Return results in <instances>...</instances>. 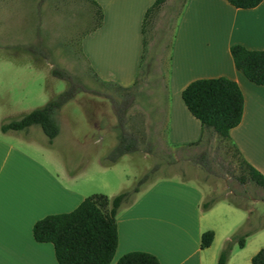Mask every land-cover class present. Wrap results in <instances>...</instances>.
Listing matches in <instances>:
<instances>
[{
	"label": "crops",
	"instance_id": "crops-1",
	"mask_svg": "<svg viewBox=\"0 0 264 264\" xmlns=\"http://www.w3.org/2000/svg\"><path fill=\"white\" fill-rule=\"evenodd\" d=\"M88 1L93 8H102L103 17L98 15L94 27L81 34L82 54L102 81L125 89L134 87L144 66H153L144 46V20L156 0ZM15 5L12 21L7 18L4 22L2 33L9 42L0 43L4 54L0 70L25 66L40 72L49 67L50 77H55L52 63L46 61V36L33 39V13L36 19L41 14L38 0H21ZM234 44L264 49V1L243 9L227 0H184L168 58L167 94L155 97L156 102L150 104L156 108L151 107L147 113H164L171 144L197 142L202 136V124L186 106L183 90L199 78L224 76L236 80L244 93L245 105L243 119L231 130L230 141L245 160L264 174V85L250 81L237 68L231 50ZM20 45H27V51L10 54ZM10 110L0 111V264H59L54 244L35 239L34 224L46 215L70 212L95 194L89 193L82 180L92 154L98 159L96 165L104 168L119 163L124 155L117 162L106 164L97 151L99 139L93 141L90 134L78 135L71 130V139L66 143L92 148L89 147L88 156L82 154L75 168H70L52 149L65 135L62 126L50 145L42 128L44 134L36 132L38 140L32 135L35 125L27 130L4 132L2 124L17 119ZM84 111L92 131L102 133L103 144L108 150L113 148L117 144L115 129L102 124V115L94 117ZM113 119L115 123L116 118ZM31 149L40 152L44 160ZM142 153L140 150L129 155L148 160L149 152ZM138 177L130 184L135 185ZM132 187L122 183L112 193L102 194L113 198ZM134 198L133 204L123 206L118 214L119 244L111 264L134 250L155 254L161 264H218L226 243L250 219L247 209L228 200L217 201L203 210L204 189L179 178L159 179L145 190L141 188ZM209 230L215 232V237L210 246L203 248L202 235ZM262 248L264 227L248 236L244 247L234 243L227 264H253V257Z\"/></svg>",
	"mask_w": 264,
	"mask_h": 264
},
{
	"label": "rangeland",
	"instance_id": "rangeland-1",
	"mask_svg": "<svg viewBox=\"0 0 264 264\" xmlns=\"http://www.w3.org/2000/svg\"><path fill=\"white\" fill-rule=\"evenodd\" d=\"M19 1L21 0H0V43L9 42L2 33L5 28L4 22L7 18L12 21V12L17 11L15 3ZM43 2L44 0H38L40 19H36L33 13V39L46 36L45 52L49 54L46 61L51 62L53 68L58 67L68 71L80 90L59 114L60 129L62 126L65 135L59 139L58 146L52 148L54 154L70 168L76 167V162L81 159L82 154L85 157L90 154L89 147L92 145L87 147L65 142L71 139L69 136L71 130L78 135L82 132H84L82 134H90L93 141L99 139L100 143L96 146L97 151L103 155V160L110 152L112 148L108 150L101 141L104 135L92 131L87 124L84 110L94 117L102 115L104 118L102 124L108 128L110 125V129H115L117 142L121 131L118 127V110H123L126 119L125 128L138 136L142 154L150 150L148 160L143 156L132 158L129 155L132 153H128L119 163L108 168L96 165L98 159L92 154L91 163L82 179L85 187L91 191L89 193H112L122 183L132 187L134 183H130L135 180L136 175H139L140 180L158 166L154 175L141 187L142 190L163 178L190 181L204 189L205 201L212 198H223V200H227L225 197L238 198L249 211L250 219L256 225H263L264 190L251 184L250 181H242L246 170L242 166V156L231 141L216 135L210 141L204 139L194 145L176 146L170 143L167 136L168 122L164 113H147L151 107L156 108L155 105L150 104L151 101L156 102L155 97L167 94L168 58L184 0H170L149 21L146 52L149 56L147 60L153 61V66L148 69L145 65L136 85L129 89L113 82L102 81L92 71L82 54L81 34L94 27L98 10L93 8L88 0ZM27 49V45L16 46L10 50V54L17 55ZM2 56L4 54L0 51V66L3 64ZM20 67L8 71L0 70V111L10 107V113L16 118L45 105L52 97L68 87L67 81L50 77L49 67L46 71L40 72L31 71L25 66ZM34 128L36 129H33L32 135L38 140L36 132L42 134L43 131L38 125ZM47 144H49L48 138ZM31 152L44 160L40 152L33 149ZM202 155L205 157H201Z\"/></svg>",
	"mask_w": 264,
	"mask_h": 264
},
{
	"label": "trees",
	"instance_id": "trees-1",
	"mask_svg": "<svg viewBox=\"0 0 264 264\" xmlns=\"http://www.w3.org/2000/svg\"><path fill=\"white\" fill-rule=\"evenodd\" d=\"M166 1L156 0L147 10L144 32L149 21L160 11ZM227 1L237 8L249 9L258 6L264 0ZM98 15L102 19L103 12L100 6H98ZM144 46L145 48L147 46L146 38ZM231 50L237 68L250 81L264 85V49H249L242 44H234ZM52 74L67 81L66 90L52 97L45 105L25 113L20 118L3 123L4 132L27 130L31 126L38 125L46 134L48 143H53L60 133L59 114L62 108L72 101L80 90L68 71L54 67ZM182 97L189 111L202 124L201 138L197 142L184 146L197 144L204 139L210 141L216 135L230 141L231 130L243 119L245 105L244 93L236 80L224 76L199 78L188 84L183 90ZM118 117V127L121 131L117 144L104 157L106 164L115 163L123 155L140 150L138 136L125 128L126 119L123 110H118ZM147 151L150 152V150ZM241 162L246 170L242 181H250L251 184L264 190V174L243 157ZM157 168L158 166L154 167L132 188L122 191L113 198L102 193H95L86 197L70 212L49 214L39 219L33 227L35 239L38 242L54 244L59 264H111L119 244L118 214L123 206L133 204L134 196L141 191V187L154 175ZM225 199L238 207L247 209L236 197H225ZM220 200L223 198L204 201L203 210H208ZM263 227L264 224L256 225L249 219L226 243L218 264H227L234 243L244 247L247 237ZM214 237V231L204 232L202 247L210 246ZM252 263L264 264V248L253 257ZM116 264H161V262L151 252L134 250L122 255Z\"/></svg>",
	"mask_w": 264,
	"mask_h": 264
}]
</instances>
